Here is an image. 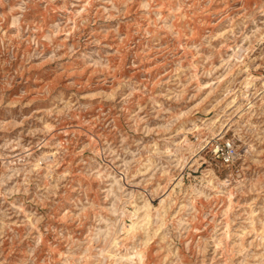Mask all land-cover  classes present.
Segmentation results:
<instances>
[{
  "label": "rangeland",
  "instance_id": "374dc122",
  "mask_svg": "<svg viewBox=\"0 0 264 264\" xmlns=\"http://www.w3.org/2000/svg\"><path fill=\"white\" fill-rule=\"evenodd\" d=\"M127 263L264 264V0H0V264Z\"/></svg>",
  "mask_w": 264,
  "mask_h": 264
},
{
  "label": "bare ground",
  "instance_id": "6f19581e",
  "mask_svg": "<svg viewBox=\"0 0 264 264\" xmlns=\"http://www.w3.org/2000/svg\"><path fill=\"white\" fill-rule=\"evenodd\" d=\"M249 83V82H248ZM214 123V122H213ZM217 132V131H216ZM225 133V129L221 131L220 133V136H222L223 134ZM179 143V142H178ZM176 145V144H175ZM191 145V143H190ZM180 147V146H179ZM177 150V149H176ZM178 153V151H177ZM171 154V153H170ZM180 156V155H179ZM183 159V157H182ZM149 160V159H148ZM150 161V160H149ZM178 163L181 162V157L178 158ZM116 179V178H115ZM119 180V179H118ZM209 181H212V179H209ZM229 181V180H228ZM227 181V182H228ZM240 182V181H239ZM171 183V182H170ZM174 186V185H173ZM171 186V189H167L166 187V191L164 192L165 194V198L162 200L165 201V199L167 198V195H170L169 193L172 191V187ZM164 188V189H165ZM112 189V187H111ZM121 190V189H120ZM115 195V194H114ZM118 195V194H117ZM117 197V196H116ZM131 204L134 206V210L130 211L128 214H127V210H122L121 213H122V216L124 215H129V217L131 218L132 220V226L128 227L127 230H123L122 228H120L119 230L123 231V232H126L125 234V237H123V240H129V239H132V238H135V236L137 235V231L139 229H143L146 225L149 226V222L151 221V218L153 217L154 213L156 211H159L160 209L159 208H156L150 201H146L143 205H140L138 203H133L131 202ZM126 209V208H125ZM114 210H115V207H114ZM117 210V209H116ZM122 221V220H121ZM131 225V224H130ZM119 227V226H118ZM130 228V229H129ZM147 228V227H146ZM118 230V231H119ZM118 231H116V234H118ZM107 233H109L107 231ZM113 245L118 248L120 247L121 245H119V241H118V238L117 237H114L113 239ZM121 243V242H120ZM145 244V243H144ZM125 246V245H124ZM128 246V245H127ZM132 247V246H131ZM106 248V247H105ZM125 248V247H124ZM130 248V247H129ZM124 250V249H123ZM129 250V249H128ZM104 251V250H102ZM106 251V250H105ZM117 254V250L116 251H112V252H109V256H111L112 258L113 257H116ZM126 255V254H125ZM124 255V256H125ZM129 255V253H128ZM123 256V258H124ZM122 257V256H121ZM132 257H135L138 261H143L144 259V250L142 248H136L132 254ZM118 260V259H117ZM127 260V259H126ZM125 261V260H124ZM130 262V261H129ZM128 264V263H127Z\"/></svg>",
  "mask_w": 264,
  "mask_h": 264
},
{
  "label": "built area",
  "instance_id": "2783aa9c",
  "mask_svg": "<svg viewBox=\"0 0 264 264\" xmlns=\"http://www.w3.org/2000/svg\"><path fill=\"white\" fill-rule=\"evenodd\" d=\"M214 152L217 158L229 167L237 166L240 162V152L236 146V143L232 139L216 142L214 144ZM236 174L239 177L242 175L240 168H237ZM127 227H129V224Z\"/></svg>",
  "mask_w": 264,
  "mask_h": 264
}]
</instances>
